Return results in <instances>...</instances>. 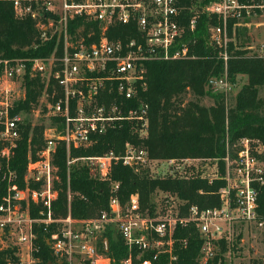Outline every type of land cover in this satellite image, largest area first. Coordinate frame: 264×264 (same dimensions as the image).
<instances>
[{"label": "built area", "instance_id": "1", "mask_svg": "<svg viewBox=\"0 0 264 264\" xmlns=\"http://www.w3.org/2000/svg\"><path fill=\"white\" fill-rule=\"evenodd\" d=\"M0 1L11 3L17 17L35 21L40 43L35 48L55 43L53 52L42 58L0 56V180L6 185L0 203V244L4 245L0 250L12 243L18 247V264H36L40 228L50 235L47 243L53 261L49 264H110L104 237L110 231L127 248L122 264H135L134 259L137 264H154L163 255L172 263L177 259V229L193 227L203 239L202 264H237L248 231L259 232L264 242V216L258 212L264 187V145L260 141L243 138L232 154L227 144L223 176L216 160H153L146 149L130 141L120 152L72 156L73 151L91 147L110 131L129 128L139 139L147 137L150 107L140 96L147 86L146 65L195 58L196 40L187 33L196 30L201 14L220 21L209 28L208 43L225 65L223 75L210 78L207 86L228 97L235 85L228 73L229 23L259 31L264 27V0H212L201 10L189 5L192 0ZM122 27L135 30L136 35L124 40L110 37L113 29ZM259 49L264 53V43ZM34 79L43 83V93L29 112L19 110L26 100L27 81ZM34 113L45 121L43 145L36 158L29 152L20 180L12 161L23 127L31 123L25 114ZM59 146L65 147L69 169L86 166L94 178L112 185L108 211L74 219L69 205L66 217L55 216L59 176L54 159ZM194 161L216 164L209 170L186 164ZM159 163L165 170L157 173ZM118 165L147 169L152 178L196 177L210 184L221 179L225 186L217 192L220 205H192L183 215L184 202L167 194H161L154 210L143 209L138 194L122 205L119 183L112 179Z\"/></svg>", "mask_w": 264, "mask_h": 264}, {"label": "trees", "instance_id": "2", "mask_svg": "<svg viewBox=\"0 0 264 264\" xmlns=\"http://www.w3.org/2000/svg\"><path fill=\"white\" fill-rule=\"evenodd\" d=\"M212 0H192L189 5L202 9ZM82 20V19H79ZM216 17L201 14L197 28L187 36L196 40L192 47L195 58L178 62H151L147 66L144 91L141 98L149 105V129L144 139L133 135L129 128L110 131L98 138L87 149L75 150L73 157H91L102 155L110 150L120 152L126 142L134 143L147 150L153 160H216L221 176L225 174L223 159L227 154V144L231 154L239 140L248 138L260 141L264 145V56L251 55L250 40L245 27H234L229 23L231 42L228 48V73L233 84L238 77H245L246 82L237 92L235 102L229 105L227 97L213 93L207 86L210 78L220 77L224 73V61L218 51L208 43L209 28L219 25ZM93 26L89 24L87 27ZM133 30V29H132ZM111 38L135 36V30L124 27L115 28L109 33ZM35 21L30 17H17L9 2L0 1V56L4 58H42L53 52L54 42L40 44ZM44 85L40 79L27 81L26 100L19 110L29 112L42 95ZM211 98L213 104L205 106L202 100ZM44 126L27 123L23 127L12 161V169L20 180L23 179L28 155L36 158L43 145ZM2 146L0 144V150ZM54 164L58 168L59 182L55 188L58 198L53 204L56 217H66L69 213L74 219H88L109 210L112 197V185L94 178L86 166L67 165L65 147L59 146ZM113 183H119L117 192L122 205L130 197L138 194L143 209H155L153 195L167 194L176 196L184 202L183 215L192 205L201 208H213L220 205L217 192L225 186L221 179L209 183L201 178L190 179L152 178L147 169L115 166L112 174ZM6 185L0 180V203L5 194ZM72 194L68 201V192ZM70 203V204H69ZM258 212L264 216V187L258 198ZM36 244L40 253L35 255L36 264H49L53 261L47 243L49 234L37 229ZM109 242L107 255L110 264H122L128 251L119 235L112 232L104 234ZM9 241V240H8ZM203 239L193 227L179 228L175 233L174 255L177 259L170 263L163 255L154 264H202L200 262ZM18 247L12 243L0 250V264H18ZM136 258V257H134ZM135 264L137 260L134 259ZM210 261L207 264H217ZM254 264H263L254 261Z\"/></svg>", "mask_w": 264, "mask_h": 264}, {"label": "rangeland", "instance_id": "3", "mask_svg": "<svg viewBox=\"0 0 264 264\" xmlns=\"http://www.w3.org/2000/svg\"><path fill=\"white\" fill-rule=\"evenodd\" d=\"M246 28V35L249 37V39H252V42H250L251 46V55L257 54V55H264V53L260 52V46L262 43H264V27L260 28L259 31L254 32L251 28ZM246 82L245 77H238L237 83L234 85L232 93L228 95L226 98L229 105H233L235 102V97L237 92L240 90V88L244 85ZM262 96L264 98V89L262 91ZM202 104L205 106H211L213 104V100L211 98H205L202 100ZM26 120L30 121L34 125L36 124H42V122H45L40 116H38L36 113L34 114H25ZM185 162V161H184ZM187 165L191 164V166H194L199 168L200 170L211 169L213 165L216 163H210L208 161H194L191 163H186ZM165 170V165L163 163H159L158 171L157 173L162 172ZM161 194L153 195L151 200L155 202L156 205H159L161 202ZM244 242L242 244V247L240 248V255L237 259V264H254V261H261L264 259V242L262 236L259 234V232L255 231H248L244 237ZM11 242H14L13 240ZM9 244L8 242L5 243ZM108 242H106V245ZM4 245L0 244V248H2ZM109 246V244H108Z\"/></svg>", "mask_w": 264, "mask_h": 264}, {"label": "water", "instance_id": "4", "mask_svg": "<svg viewBox=\"0 0 264 264\" xmlns=\"http://www.w3.org/2000/svg\"><path fill=\"white\" fill-rule=\"evenodd\" d=\"M107 246H108V244H107ZM106 252H109V248L107 247V249H106Z\"/></svg>", "mask_w": 264, "mask_h": 264}, {"label": "crops", "instance_id": "5", "mask_svg": "<svg viewBox=\"0 0 264 264\" xmlns=\"http://www.w3.org/2000/svg\"><path fill=\"white\" fill-rule=\"evenodd\" d=\"M260 28H262V27H260ZM260 28H259V29H260ZM262 44H263V43H262ZM249 48L251 49V46H250Z\"/></svg>", "mask_w": 264, "mask_h": 264}]
</instances>
